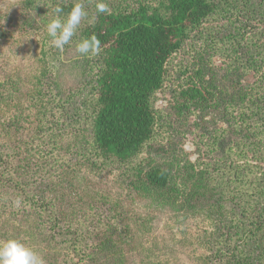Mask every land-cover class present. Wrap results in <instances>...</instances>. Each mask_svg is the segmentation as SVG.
<instances>
[{
    "label": "rangeland",
    "instance_id": "374dc122",
    "mask_svg": "<svg viewBox=\"0 0 264 264\" xmlns=\"http://www.w3.org/2000/svg\"><path fill=\"white\" fill-rule=\"evenodd\" d=\"M81 2L89 16L95 15L98 0ZM103 2L111 12H130L144 5L162 13L165 3ZM51 13L50 3L43 0H0V151L11 164L0 161V169L5 177L24 178L30 186L28 197L42 193L49 201L39 210L46 214L52 208L59 218L38 221L41 227L34 226L35 241L31 243L17 219L26 214L23 222H36L32 208L13 186L0 183V239L22 240L40 253L45 264H77L81 258L68 248L72 240L77 241L78 253L85 252L81 264L101 241L108 242V248L95 254L100 257L96 264L113 260H121V264H235L228 261L224 250L227 236L221 235L228 230V218L219 221L207 213L217 190L209 179L220 180V173L219 163L213 154L208 155L205 137L223 130L227 136L223 142H229L228 115L224 116L221 107L201 111L199 106H184L179 98L186 79L180 72L188 65L202 66L205 79L222 92L220 97L233 94L240 79L247 85L258 78L249 68L252 63L237 58L229 43L208 45L206 40L212 35L221 37L217 32L226 19L218 17L211 22L214 25L192 31L170 57L164 85L153 96V136L131 162L119 164L95 156L87 114L81 112L80 118L76 114L69 120V109L88 98L97 71L96 56L82 57L76 52L78 31L63 50L50 46L46 25L57 18ZM257 28L251 21L250 29ZM63 108L66 119L61 120ZM137 165L169 171L175 189L170 202L157 204L156 196L134 187L133 168ZM16 197L22 198L19 210L11 204ZM64 223L71 226L67 235L57 226ZM254 250L261 248L250 247V264H264V255L258 258ZM234 254L239 261L243 258Z\"/></svg>",
    "mask_w": 264,
    "mask_h": 264
},
{
    "label": "trees",
    "instance_id": "16d2710c",
    "mask_svg": "<svg viewBox=\"0 0 264 264\" xmlns=\"http://www.w3.org/2000/svg\"><path fill=\"white\" fill-rule=\"evenodd\" d=\"M43 1L50 3L51 14L59 18L64 17L75 3L74 0ZM164 1V13L140 5L130 12H96L94 26L87 22L80 26L78 41L94 35L100 41L101 52L95 58L97 71L88 98L69 109V120L76 114L80 118L81 112L90 117V146L96 157L119 164L131 162L153 136V96L164 85L168 60L189 39L192 31L203 25L204 28L214 25L211 22L218 17L226 19V25L222 24L223 29L220 27L221 32H217L222 33L221 37L212 35L206 40L208 45L229 43L237 58H245L247 64L252 63L249 68L258 78L247 85H243L240 79L233 94L220 97L222 92L205 79L204 68L188 65L184 72H180V75L186 74V79L179 98L184 106H199L201 111L221 107L224 116L228 115L227 121L232 128L229 142H223L227 137L223 130H214L215 133L205 137L208 155L213 154L219 163L217 173H220V180L209 179L217 190L215 196L212 195L213 201L207 213L211 219L219 221L228 218L225 224L228 230L221 233L227 236L224 250L228 261L250 264V261L253 263L250 247L261 248L258 252L254 250L258 258L264 255V0ZM56 6L61 7L60 13L53 11ZM251 21L258 26L256 30L250 29ZM62 110L61 120L66 119V108ZM47 121L52 123L51 116ZM60 122L65 123V120ZM0 161L5 166L11 165L1 151ZM133 169L135 188L154 199L156 196L157 204L172 200L175 189L170 185L167 169H145L141 165ZM0 172V183L13 186L12 189L21 194L25 204L33 210L36 222H23L26 214L17 219L19 228L24 227L33 243L34 226L41 227L37 222L41 219L54 222L59 214L52 208L43 214L39 208L49 201L46 202L42 193L28 197L30 186L24 178L10 174L5 177L4 171L0 169ZM57 226L66 231L65 235L71 231V226L65 223ZM230 229L236 230L232 233ZM107 243L95 244L84 264L98 263L100 257L95 254L106 250ZM68 248L81 258L77 263L81 264L85 252L78 253L77 241L72 240ZM235 252L243 255L240 261L235 259ZM121 263V260H113L108 264Z\"/></svg>",
    "mask_w": 264,
    "mask_h": 264
},
{
    "label": "clouds",
    "instance_id": "9594fccd",
    "mask_svg": "<svg viewBox=\"0 0 264 264\" xmlns=\"http://www.w3.org/2000/svg\"><path fill=\"white\" fill-rule=\"evenodd\" d=\"M53 11L60 13L62 9L60 6H56ZM96 12L111 14L109 6L103 0H98L96 3ZM96 19V15L89 16L85 4L81 0H76L63 20L57 17L47 23L46 33L50 37V46L63 50L65 45L73 41L82 22L87 21L89 26H94ZM75 48L82 57H94L101 52L100 41L94 35L81 38L76 42ZM11 204L15 210H19L22 206V198H14ZM0 264H45V262L36 249L20 239L10 237L0 239Z\"/></svg>",
    "mask_w": 264,
    "mask_h": 264
}]
</instances>
